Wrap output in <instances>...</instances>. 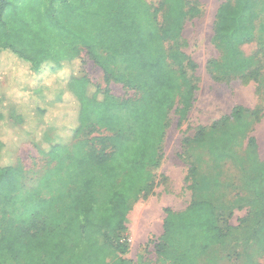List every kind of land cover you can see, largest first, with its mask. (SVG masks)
<instances>
[{
  "label": "trees",
  "instance_id": "trees-1",
  "mask_svg": "<svg viewBox=\"0 0 264 264\" xmlns=\"http://www.w3.org/2000/svg\"><path fill=\"white\" fill-rule=\"evenodd\" d=\"M259 2L224 0L217 11L213 41L222 63L234 72L255 67L240 47L255 39ZM187 13L184 0H161L155 8L146 0H0V74L8 84L0 88L1 127L15 129L10 123L15 115L22 127H31L21 135L24 141L34 142L38 128L49 133L42 153L54 164L31 188L24 186V167L5 162L0 138V264H143L141 258L135 262L116 254L126 250L122 240L130 202L152 184L149 167L159 157L170 110L179 103L185 119L194 99L187 56L179 47ZM81 48L103 70L108 85L128 86L140 98L120 101L109 90L92 89L77 71ZM16 63L27 77L75 66L67 83L74 101L57 84L39 87L21 79ZM15 90L28 97L26 120L15 110ZM56 108L72 117L58 115L70 130L67 142L57 140L48 126L46 115ZM245 112L235 108L213 129ZM95 131L111 135L81 141ZM204 139L202 128L185 145ZM188 175L196 188L194 165ZM165 213L155 246L163 264H197L224 238L207 199L194 198L185 210Z\"/></svg>",
  "mask_w": 264,
  "mask_h": 264
},
{
  "label": "rangeland",
  "instance_id": "rangeland-1",
  "mask_svg": "<svg viewBox=\"0 0 264 264\" xmlns=\"http://www.w3.org/2000/svg\"><path fill=\"white\" fill-rule=\"evenodd\" d=\"M146 1L154 8L161 2ZM184 1L188 13L179 47L187 56L185 70L195 87L194 99L185 119L180 118L179 103L170 110L159 157L149 167L152 184L146 194L130 202L127 231L122 240L126 250L116 255L135 262L141 258L143 264H163L155 246L163 235L165 210L182 211L194 198H203L214 204L224 238L196 263L264 264L263 2H259L255 39L240 47L244 57L254 59L255 67L249 73H238L222 63V52L213 41L217 11L224 0ZM76 64L77 71L81 69L92 89L109 90L120 101L140 98L141 93L128 86L116 82L108 85L103 70L89 57L86 49L81 48ZM16 70H19L20 78L30 84L61 86L69 100L74 101L67 83L72 74L75 75V66H65L59 73L28 77L22 64L16 63ZM4 74H0L2 89L8 85ZM15 91V110L26 120L31 116L28 97L20 98L22 93ZM49 92L55 95L52 90ZM237 107L246 110L239 120L232 119L213 129L216 122L229 116ZM66 110L56 108L46 115L48 126L53 128L57 140L63 142L70 139V130L63 127L64 118L58 115H65L67 121L72 120ZM10 123L15 129L1 127L0 123L5 162L19 161L26 174L24 186L31 188L54 165L42 153V148L48 147L44 142L51 138L49 133L38 128L36 140L26 142L21 135L31 127H22L15 115L10 118ZM202 128L205 129L204 142L187 147L186 139L194 138ZM110 135L106 131H95L91 135H82L81 141ZM192 165L197 168L196 188L192 187L188 175Z\"/></svg>",
  "mask_w": 264,
  "mask_h": 264
}]
</instances>
